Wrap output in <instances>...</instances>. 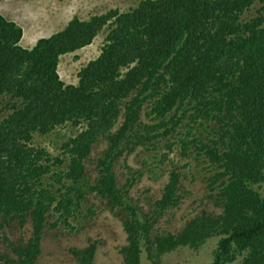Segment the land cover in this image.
<instances>
[{
  "label": "trees",
  "instance_id": "obj_1",
  "mask_svg": "<svg viewBox=\"0 0 264 264\" xmlns=\"http://www.w3.org/2000/svg\"><path fill=\"white\" fill-rule=\"evenodd\" d=\"M255 2L140 0L125 11L75 15L32 47L21 44V25L0 12V230L12 222L32 227L28 239L5 238L11 250L0 255L3 263L38 264L51 211L68 223L95 192L121 217L123 264H142L145 251L159 264L166 252L198 248L213 236L220 239L209 264L240 254V264H264V195L257 189L264 184V0L246 15ZM105 27L100 54L79 69L78 83L65 82L60 56L92 43ZM145 106L150 123L139 121ZM63 125L84 127L61 154L33 144L35 134ZM100 138L108 144L92 181L85 162ZM178 143L181 158L207 169L209 197L222 211L202 210L177 232H157L159 218L184 197L180 168L189 164L170 158ZM137 145L164 148L158 160L173 164L150 212L130 195L134 173L120 184L115 171ZM96 249L90 240L70 251L80 264H96Z\"/></svg>",
  "mask_w": 264,
  "mask_h": 264
},
{
  "label": "rangeland",
  "instance_id": "obj_2",
  "mask_svg": "<svg viewBox=\"0 0 264 264\" xmlns=\"http://www.w3.org/2000/svg\"><path fill=\"white\" fill-rule=\"evenodd\" d=\"M140 0H2L0 12L7 18L14 19L23 28L21 44L31 47L39 37H45L62 29L75 15L87 19L93 13L105 12L110 8L118 7L125 11L134 7ZM262 5V0H256L246 15H255L256 9ZM107 32L105 27L94 41L80 49L65 53L60 56L58 72L67 83H78V71L89 60L96 58L100 52ZM123 109V104L120 105ZM147 107L141 111L139 121L150 123V117L146 113ZM3 112L1 115H4ZM123 121V115L116 120L112 131L117 130ZM84 126L63 125L47 134H35L34 145L45 147L54 155L63 152V143L70 135L78 133ZM207 132L208 130H204ZM177 137L171 139L175 140ZM164 141L159 142L163 144ZM108 141L100 138L93 144L89 158L86 160V177L92 181L97 175L96 160L106 149ZM165 149L159 147H145L137 145L132 151H125L115 164L116 176L122 184L128 176H135V181L130 187V195L135 202L150 212L155 201L162 195L163 188L168 180L172 161L161 163L160 153ZM170 158L175 164L188 166L180 168L183 172L181 178V202L167 210L159 218L154 226L157 232H177L187 219L206 210L217 214L222 207L209 197L207 169L203 164L198 165L192 157L181 158L179 143L170 152ZM67 163V162H66ZM65 163V164H66ZM57 169V166H53ZM142 172V173H139ZM257 188V186H255ZM264 195V184L257 188ZM58 220V222L56 221ZM48 227L41 240V254L38 264H80L71 253V247H84L90 240L97 242L95 253L96 264H123L121 247L127 241V233L124 230L121 217L117 209L106 206V201L95 192L87 195L82 201L81 207L73 215L68 217V223L59 218L54 210L48 216ZM57 222L55 225H52ZM32 227L28 222L21 227L17 222L5 226L0 230V255L10 252V247L5 239L12 241L28 239ZM220 236L209 238L198 248L180 246L177 249L166 252L159 264H209L213 258ZM243 254L226 264H240ZM0 264H5L0 260ZM142 264H154L147 252L142 253Z\"/></svg>",
  "mask_w": 264,
  "mask_h": 264
},
{
  "label": "clouds",
  "instance_id": "obj_3",
  "mask_svg": "<svg viewBox=\"0 0 264 264\" xmlns=\"http://www.w3.org/2000/svg\"><path fill=\"white\" fill-rule=\"evenodd\" d=\"M1 1H2V0H1ZM1 1H0V2H1ZM9 19H11V18H9ZM13 20H14V19H13ZM23 34H24V31H23ZM39 38H40V37H39ZM39 38H38V39H39ZM38 39H37V40H38ZM21 40H22V38H21ZM37 40H36V41H37ZM34 44H35V43H34ZM34 44H33V45H34ZM33 45H32V46H33ZM23 46H24V45H23ZM32 46H31V47H32ZM25 47H26V46H25ZM64 81H65V80H64ZM65 82H66V81H65Z\"/></svg>",
  "mask_w": 264,
  "mask_h": 264
},
{
  "label": "crops",
  "instance_id": "obj_4",
  "mask_svg": "<svg viewBox=\"0 0 264 264\" xmlns=\"http://www.w3.org/2000/svg\"><path fill=\"white\" fill-rule=\"evenodd\" d=\"M1 3V2H0Z\"/></svg>",
  "mask_w": 264,
  "mask_h": 264
}]
</instances>
